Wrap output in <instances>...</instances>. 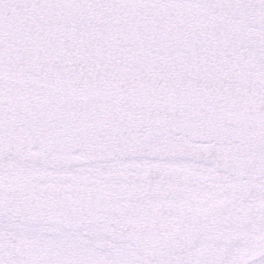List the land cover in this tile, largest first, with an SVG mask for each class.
I'll use <instances>...</instances> for the list:
<instances>
[{
    "label": "snow or ice",
    "instance_id": "6c2138e0",
    "mask_svg": "<svg viewBox=\"0 0 264 264\" xmlns=\"http://www.w3.org/2000/svg\"><path fill=\"white\" fill-rule=\"evenodd\" d=\"M0 264H264V0H0Z\"/></svg>",
    "mask_w": 264,
    "mask_h": 264
}]
</instances>
